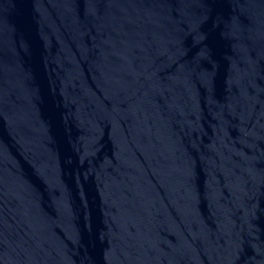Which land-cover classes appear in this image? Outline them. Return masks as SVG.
<instances>
[{"label":"water","instance_id":"95a60500","mask_svg":"<svg viewBox=\"0 0 264 264\" xmlns=\"http://www.w3.org/2000/svg\"><path fill=\"white\" fill-rule=\"evenodd\" d=\"M0 264H264V0H0Z\"/></svg>","mask_w":264,"mask_h":264}]
</instances>
